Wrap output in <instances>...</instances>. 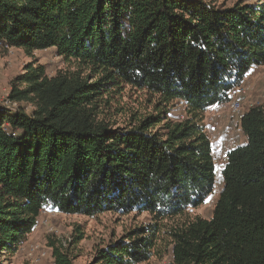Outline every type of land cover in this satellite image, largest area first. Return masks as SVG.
<instances>
[{"label":"trees","instance_id":"1","mask_svg":"<svg viewBox=\"0 0 264 264\" xmlns=\"http://www.w3.org/2000/svg\"><path fill=\"white\" fill-rule=\"evenodd\" d=\"M0 43L67 64L50 76L29 62L10 81L17 107L0 106V264L42 210L149 218L91 264H264V108L243 112L246 143L218 174L204 124L264 65V0H0ZM126 87L152 111L115 126L106 113ZM217 175L210 217L191 216ZM82 239L79 227L67 246L50 239L53 264H74Z\"/></svg>","mask_w":264,"mask_h":264},{"label":"rangeland","instance_id":"2","mask_svg":"<svg viewBox=\"0 0 264 264\" xmlns=\"http://www.w3.org/2000/svg\"><path fill=\"white\" fill-rule=\"evenodd\" d=\"M206 1L231 5L237 0ZM249 2H253V0H249ZM29 62H36L45 66L46 72L50 76L67 68V64L56 56L54 49L35 51L31 55H27L21 49L5 50L0 48V106L4 108L17 107L16 104L10 105L7 100L10 81L16 75L22 73L24 66ZM240 86L242 87L239 88L241 91L235 90L236 94H234L232 100L239 104V110L242 114L251 107L264 108V65L253 68ZM151 102H154V99L149 98L145 92L126 87L110 100L106 118L110 119L111 123H116L115 126H123L132 115L138 117L150 113L152 111ZM237 121L236 114L234 115L230 111L228 104L211 108L204 114L206 131L211 141L214 140V142L217 138L220 140L221 132L224 135L226 131L231 135L230 140L233 143L243 138L238 129ZM213 147L216 159L228 148L218 149V143L214 144ZM219 162L220 159L216 161V166ZM219 169L220 167L216 168L217 174ZM220 189V177L217 175L213 194L199 208L190 210L191 216L208 219L213 209V202L216 200ZM46 211L47 213L40 214L37 227L28 236L25 244L17 250L6 264H53L51 251L48 247L49 240L67 246L77 227L82 230L83 239L70 248L71 255L74 257V264H91L99 249L104 248L110 241L121 238L133 227L146 224L149 221L146 215L136 214L123 216L104 213L95 217H85L64 215L52 210ZM34 247H36V251H34ZM37 249L46 252L47 256L39 259ZM142 264H169V257L167 254L159 258L152 257L148 262Z\"/></svg>","mask_w":264,"mask_h":264},{"label":"built area","instance_id":"3","mask_svg":"<svg viewBox=\"0 0 264 264\" xmlns=\"http://www.w3.org/2000/svg\"><path fill=\"white\" fill-rule=\"evenodd\" d=\"M0 48H4L5 50H10V49H12V48H9V47H7V46H3L1 43H0ZM239 88H242V87L239 86V87L235 88V89L231 92V95H230L231 99H230V101L227 103V104L229 105L230 111H231L234 115L236 114L238 120L241 118L242 113H241L240 110H239V107H240L239 104H238L237 102H234V100H232V99H233L234 94H236V93H235V90H238L239 92L241 91ZM239 130H240V129H239ZM219 157H220V158H219ZM219 157H218V159H220V162L217 163L218 166H216V161H218V159H216V158L214 159V162H215V166H216V167H221V166L225 163V159H226L225 152H224L223 154H221ZM45 212L47 213L46 210H42V211L40 212V214H44ZM34 248H35L34 251H36V247H34ZM32 249H33V248H32ZM37 251H38V249H37ZM46 256H47V253H46V252H41L40 250L38 251V257H39V259H41V258H45Z\"/></svg>","mask_w":264,"mask_h":264},{"label":"crops","instance_id":"4","mask_svg":"<svg viewBox=\"0 0 264 264\" xmlns=\"http://www.w3.org/2000/svg\"><path fill=\"white\" fill-rule=\"evenodd\" d=\"M212 108H215V107H212ZM212 129L214 130L213 127H212ZM221 134L222 135L220 136V140L217 138V140H215V141H216V143H218V149L223 148V147H225V148L228 147L226 150H224V152H226L230 148H233L236 146H242L246 143L245 137L242 134L241 135L244 139L240 138L237 142H234V143L230 140L231 135L227 131L224 132V135H223V132H221ZM224 138H226V139H224ZM224 152H222L221 154H223Z\"/></svg>","mask_w":264,"mask_h":264}]
</instances>
